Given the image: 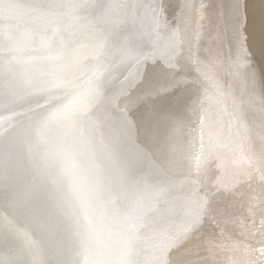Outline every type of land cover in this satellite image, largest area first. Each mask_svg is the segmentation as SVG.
<instances>
[{
    "label": "rangeland",
    "instance_id": "1",
    "mask_svg": "<svg viewBox=\"0 0 264 264\" xmlns=\"http://www.w3.org/2000/svg\"><path fill=\"white\" fill-rule=\"evenodd\" d=\"M229 32L264 74V0H0V264H195L197 233L199 264H264V151L238 133L233 92L217 94ZM171 54L195 82L181 67L163 82ZM190 200L224 228L179 221Z\"/></svg>",
    "mask_w": 264,
    "mask_h": 264
},
{
    "label": "bare ground",
    "instance_id": "2",
    "mask_svg": "<svg viewBox=\"0 0 264 264\" xmlns=\"http://www.w3.org/2000/svg\"><path fill=\"white\" fill-rule=\"evenodd\" d=\"M251 10L252 9H250V11ZM260 16H262V15H260ZM261 21H259V22H261ZM228 28L229 27H227V29ZM220 45H221L220 46L221 49L224 51V56H225L223 63L225 65V67L228 69V71H230V78H229L230 83L228 84L227 90L218 91L217 94L219 96H222L224 93L227 95H230V93L233 92V95L231 96L232 97L231 98L232 107L234 105H238L240 108L243 109V113L245 114V117L247 116L246 121L243 122L242 125L239 127L238 133L241 134L243 137H246L251 142H253L258 151H264V135L261 132V125L263 124V126H264V120H263V118H264V101H263V98L261 96V90L258 89L259 85H260V87H263L261 85L263 84L262 81L264 79V74H262L260 72V70H256L254 68H247L246 63H247V60H249V57L247 58L246 46H245L244 42H242L240 39L239 40H238V38L236 39V36L234 35V33H230V32L225 33L223 35V38L221 40ZM127 51H128L127 56L123 59L119 74L124 72L125 70L133 67L136 64L138 58L143 54V47H142L141 43L139 41H137V42L131 43V45L127 48ZM106 52H107V50H106ZM257 63H258V61H257ZM161 65H162L161 66L162 67V76L164 78L163 82L166 81L165 75H169V73H171L177 67H181L183 69L182 74H183V77H184L186 82L192 83V82H195V80H196V76L194 74H192L188 70V67H186V65L183 64L182 61L177 56H175L174 54H171V56H169V55L165 56V58L163 59V63H161ZM115 81H116V78L112 79L111 81H106V82L102 81L101 84H99V86H97L98 84H95L94 87H89V88L85 89L84 91L88 92L91 90L96 97V96L106 92L108 90V88L115 83ZM170 85H171V83L168 85V87H170ZM233 86L238 87L236 93H235V91H233L231 89ZM161 89H163V88H161ZM203 138H205L207 140V142L211 139H214L215 138L214 130L207 129L206 134L204 135ZM217 141L219 144H222L224 146L227 145V138L226 137H223L221 139L217 138ZM177 144H178V141H177ZM177 144H175V146H173V149L178 148ZM217 156L219 158H222V159L226 158V151H221L220 153H217ZM37 157H39V156H37ZM170 157H171V155L169 153H165L164 155L161 156L160 164L158 165L157 171H156L157 173L163 172L166 164L169 162ZM242 180H240V181L243 182ZM175 212H176V217L180 218L179 221H185L186 225H188L187 227L199 226V225H203V226L213 225V226H215V228H218V229L224 228L223 226H220V225L217 226L216 225L217 219L214 217L213 214L217 213V209L216 208H210L209 205H205L201 201H197V200L185 201V203L182 205V207H180V209L178 211H175ZM209 217H212L213 220L211 221L210 224H207V223H209L208 222ZM262 217H264V213L261 214V217L258 216L256 219L258 220L259 218H262ZM151 232H153L154 235H157V234L162 233V229H153V230H151ZM229 234L230 233L228 232L226 235H229ZM196 238L197 239H196V242L194 243V248H193V252L191 253V255L194 258L195 264H199L201 262L202 263L205 262V260H203V259H204V254L206 251V245L204 243V237H202L201 235H199L197 233ZM223 239H227V238L224 237ZM39 244H42L41 240L36 239V243L31 244V246L35 249H38ZM256 247H260V249H263V253H264V243H261L260 245H256ZM40 249H42V247H40ZM75 249H76L75 244H72L70 246V248L67 249L66 252L60 257L59 262L60 263H68V262L73 261L71 259L74 258L76 255ZM118 251H119V249H117L114 253H118ZM256 254H257L256 252H255V254L253 253L254 259H255ZM221 258H222V260H224V257H221ZM229 260H231V259H229ZM243 260H246V259H243ZM240 261H241V259H240ZM240 261H237V262H240ZM243 262H245V261H243ZM258 263H256V264H258ZM232 264H233V262H232Z\"/></svg>",
    "mask_w": 264,
    "mask_h": 264
}]
</instances>
